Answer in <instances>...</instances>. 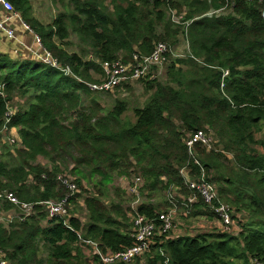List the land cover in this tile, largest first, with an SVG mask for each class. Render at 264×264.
<instances>
[{"label":"trees","instance_id":"trees-1","mask_svg":"<svg viewBox=\"0 0 264 264\" xmlns=\"http://www.w3.org/2000/svg\"><path fill=\"white\" fill-rule=\"evenodd\" d=\"M8 1L59 68L0 54V85H4L0 131L10 103L18 97L27 99L7 124L18 132L19 146L6 160L0 159V192H11L34 207L25 217L20 206L0 200L1 210L18 216L8 226L0 224L3 259L8 264H87L78 234L104 251L131 248L134 212L124 204L127 192L114 187L115 197H110L105 190L114 185L113 176L141 177V194L147 200L137 211L155 219L163 212L153 202L155 195L172 188L186 198L191 195L181 169L188 166L192 175L201 174L186 141L195 131L211 130L223 152L197 146L196 153L220 200L234 210V220L241 217L240 231L174 238L168 233L156 238L155 254H149L147 261L251 264L257 259L264 263V154L254 149L264 148V141L257 140L264 123V0H233V7L231 0H71L69 10L47 24L35 15L33 0ZM228 4L233 8L230 14L206 16ZM184 10L188 26L175 27L168 14ZM71 34L79 40L80 53L65 48ZM181 34L189 43V54L170 63L165 82H146L152 95L133 110V122L124 120L127 102L117 100L105 112L92 98L88 85L100 82L104 62L131 64L134 55L150 56L159 43L172 49ZM224 70L230 76L222 90ZM129 84L118 87L114 96ZM66 173L76 177L78 190L84 180L99 179L98 195L84 198L86 223L70 215L78 191L69 200L68 224L49 217L45 203L69 194L58 181ZM185 208L190 218L215 219L199 198ZM42 249L46 259L40 258Z\"/></svg>","mask_w":264,"mask_h":264},{"label":"built area","instance_id":"built-area-1","mask_svg":"<svg viewBox=\"0 0 264 264\" xmlns=\"http://www.w3.org/2000/svg\"><path fill=\"white\" fill-rule=\"evenodd\" d=\"M230 2H232L231 6L233 7V0ZM0 7L4 11V16L0 19V34H3L7 41L15 43V49L13 50L14 55L18 58H28L25 56H30V58L39 60L55 68H59L57 60L54 59L44 48L39 36L33 33L30 26L22 19L14 6L8 0H0ZM232 9L233 8H230L228 4L220 10H211L206 16L212 17L214 15L221 16L230 14ZM262 16L264 18V11ZM23 33L32 34L34 40L33 45H29L24 41L22 36ZM171 50L172 49L167 44L159 43L156 45L150 56L134 55L133 63L131 64L124 63L122 60L104 62L102 64L103 75L100 78V82L89 84L88 87L90 91L94 93L114 95L118 90V87L124 83L128 84L140 81L141 79L146 80L154 78L153 69L158 70L168 63V55L171 54ZM66 72L69 73L68 71ZM229 76V70H224L221 82L222 90H224L225 80ZM3 88L4 85H0V95L3 94ZM122 92L125 93L126 89H122ZM14 114L15 109L10 108L9 106L8 112L6 113V125L0 131V135L8 136V140L12 144H17L19 146L18 136L15 133V129H9L7 127L10 118ZM197 146L206 149L207 152H223V150L215 147L217 146V140L211 130L195 131L187 139L186 148L188 154L192 158L194 164L199 167L201 174L199 177L192 175V169H189L188 166L181 169V175L184 178L191 195L188 198L178 195V201L171 197L173 200L170 202L171 207L167 211L157 214L155 219H150L147 216L140 214L137 211V207L132 216L134 244L131 248L121 252H112L110 250L104 251L98 243L91 240H84L78 234L82 245L89 246L92 250V256L98 258L101 264H149L147 258L156 245V238L168 234L174 229V220L179 209L178 206L181 205L189 208L198 201V198L203 200L205 204L212 209L215 214V220H217L220 229L222 228L224 230L221 232L231 233L230 231L235 226L233 210L230 205L220 200L217 186L207 179L201 162L198 160L196 153ZM58 181L67 188L69 194L61 201L46 202L45 206L50 218L65 220V223L68 224L69 200L78 191V186L75 183V179L70 175L61 174L58 176ZM131 182L132 183H129L128 185V190L132 195L138 198V196L141 195L143 180L141 177H137ZM0 200H7L13 205L20 206L25 217L30 216L33 213L34 207L32 204L21 203L11 192H0ZM135 203H139L138 199ZM168 263L169 260L167 259L163 264ZM0 264H8V262L3 259L2 252H0ZM251 264L264 263H261L257 259H253Z\"/></svg>","mask_w":264,"mask_h":264},{"label":"rangeland","instance_id":"rangeland-1","mask_svg":"<svg viewBox=\"0 0 264 264\" xmlns=\"http://www.w3.org/2000/svg\"><path fill=\"white\" fill-rule=\"evenodd\" d=\"M70 4H71V0H33L32 1L34 13L40 17V20L42 22H44L46 24L51 23L60 13L67 12L70 8ZM186 12L187 11L184 10L180 14H177L176 12L169 13L168 19L172 21V23L175 25V27H179V28L182 27L185 29L186 26H188V24H189V22L184 21V19L186 20V18H187ZM173 16H174V20H173ZM186 21H188V20H186ZM178 40H179L178 44L172 46L171 56L169 58L168 63L158 70L153 69L154 78H149V79L143 80L144 82L140 81V82L130 83L128 85V89L126 90L125 93L122 92V90H120L116 94V96L94 93V94H92V98L97 99L102 104L105 112L111 110L112 107L117 102V100L127 102L129 107H128V111L124 115V120L133 122L135 120V115H134L133 110L135 108H138V107H143L152 95V92H148L146 90V82H150L152 80H157L158 82H165L167 67L170 65V63L175 59L185 58L189 54V43H188L187 39L184 37V35L181 34L179 36ZM68 44L69 45L66 46L65 48L69 52L80 53V51H81L80 43H79V40L75 34H71L70 39L68 41ZM28 58H30V57H28ZM18 59H21V58H18ZM88 59H92V57L89 56ZM99 76L100 75H95V78L98 79ZM26 101H27V99L18 97L13 102L10 103V108L15 109L16 107L24 106ZM257 140L264 141V123L262 124L261 132L257 133ZM17 146L18 145L12 144L8 140V136L0 135V159L6 160L5 156L9 153L10 154L14 153ZM217 147L220 150H223V147L219 146L218 144H217ZM254 149L257 152L264 154V148L262 146L256 145V146H254ZM2 156H4V157H2ZM198 160L200 161L199 157H198ZM40 162L43 165L49 166V162L46 160L41 159ZM230 166H233L232 162H231ZM68 173H70V172H68ZM68 173H66V174L70 175ZM70 176H72V175H70ZM73 178L75 179L76 177H73ZM113 178H114V180H113L114 185H111L105 189V190H107L110 197H115L113 195V192H114L113 188L114 187L120 188L121 190L127 192L126 193L127 195H125V197H124V200H125L124 204L127 207H130L133 212H134V210L137 209V207L140 204L146 202V200H147L146 194H144V195L141 194L137 198L136 196L132 195V193H130L128 190L129 183H132L131 181L133 180V178H135L134 175L131 178L117 177V175L116 176L114 175ZM96 184H99V179L97 180L95 178H89V181L84 180L82 182V188H80L81 190L80 189L78 190V192L80 193V197L75 199L76 201H74L72 204H70V215L79 218L83 223L87 222V211L85 209L84 198H86L89 195H94V196L98 195V189L99 188L96 186ZM178 192H179V190L177 188H172L171 191L159 193L153 197L154 198L153 202L155 204H157L158 206H160V208H159V209H161L160 211L165 212L171 206V203H170L172 200L171 197H173L174 200L178 201L177 196L181 195ZM108 198L109 197H103L104 200H107ZM137 199H138L139 203L136 204L135 202ZM114 200H115V198H114ZM183 208L180 207L178 209L176 218L174 220V229L171 232H169L168 238H170V237L173 238V237H178V236H188L190 233L194 234L192 231H194L195 234H196V232L200 233L203 231V228H198V227L199 226L202 227L203 225H206V224H202L201 221L196 220L195 218L188 217L186 211H184ZM185 209H187V208H185ZM233 216H234V218L236 217L234 210H233ZM17 217L18 216L15 212L6 213L0 209V224H5L6 226H8L11 224V222L13 220L15 221V218H17ZM239 219H241V217H237L235 219V222H234L235 226L233 228L234 230L232 229L230 231L231 233H239V231H240L239 226H238ZM215 221L217 222V220H215ZM194 223L196 225H194ZM217 224H218V222H217ZM218 230H219V228L216 225V227L208 228L206 230V232L208 231V232L216 233V231H218ZM221 231H224V230L222 229ZM221 231H219V232H221ZM82 247H81V249H82V251L86 257L85 261L87 262V264H98L96 261H94V258L91 254L92 253L91 248L89 246H86V245H84ZM153 254H155V253H151L150 257H153ZM40 258H42V259L47 258V253L45 252L44 249H42V251L40 252ZM235 264H242V263L237 261V262H235Z\"/></svg>","mask_w":264,"mask_h":264},{"label":"crops","instance_id":"crops-1","mask_svg":"<svg viewBox=\"0 0 264 264\" xmlns=\"http://www.w3.org/2000/svg\"><path fill=\"white\" fill-rule=\"evenodd\" d=\"M36 15V14H35ZM4 16V11L2 10V8L0 7V19H2ZM37 16V15H36ZM39 19L40 17L37 16ZM23 36V39L26 43H28L29 45H33L34 43V40H33V36L32 34H27V33H23L22 34ZM0 48H1V53L2 54H8L10 55L13 59H18V57H16L13 53V50L15 49V43L14 42H10V41H7L4 37L3 34H0ZM25 57H30V56H25ZM15 133L17 134L18 132L15 130ZM187 213V212H186ZM196 220H199L201 221L202 224H206V225H203L202 227L199 226L198 228H203V231L200 232V233H197L195 234L194 231H192L194 234H189L188 236H196L197 234H204V233H211V232H206V230L208 228H211V227H217L219 228L218 231H221L220 230V227H219V224H217V222L213 219V220H210V219H207L205 217H199V218H195ZM194 225H196L194 223ZM187 234V233H186ZM174 238V237H173Z\"/></svg>","mask_w":264,"mask_h":264}]
</instances>
